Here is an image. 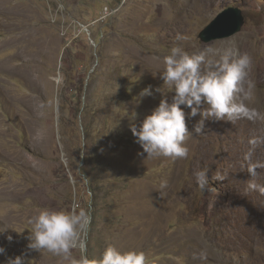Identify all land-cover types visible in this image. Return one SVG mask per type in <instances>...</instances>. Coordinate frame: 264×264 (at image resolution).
Segmentation results:
<instances>
[{"label":"rangeland","instance_id":"374dc122","mask_svg":"<svg viewBox=\"0 0 264 264\" xmlns=\"http://www.w3.org/2000/svg\"><path fill=\"white\" fill-rule=\"evenodd\" d=\"M237 14V33L199 39L203 30L226 31ZM174 46L189 55L212 48L209 61L225 48L247 53L249 107L264 116V0H0V228L8 227L0 264L17 256L88 264L109 246L143 251L146 264H264V194L246 192L251 177L242 169L264 119L210 118L196 134L201 117L185 108L192 134L183 159L146 158L130 130L171 101L161 73ZM149 86L153 95L141 98ZM252 160H264V147ZM203 168L202 190L194 173ZM83 170L101 181L96 189ZM74 208L90 223L66 255L27 250L32 218Z\"/></svg>","mask_w":264,"mask_h":264},{"label":"clouds","instance_id":"9594fccd","mask_svg":"<svg viewBox=\"0 0 264 264\" xmlns=\"http://www.w3.org/2000/svg\"><path fill=\"white\" fill-rule=\"evenodd\" d=\"M213 51L208 48L199 54L189 55L181 47L174 46L170 54L164 57L161 78L165 87L173 93L171 101L167 98L161 99L138 126L135 123L130 125L135 142L146 153V158L188 157L189 149L185 146V141L192 133L186 124L185 108L190 109L187 115L195 117L199 114L201 117L194 128L196 134L203 132L204 122L210 118L228 121L233 125L240 120L254 122L264 119L255 108L249 107L255 87L248 79L252 58L234 48H225L217 50L218 59L207 60V54ZM202 65L206 67L202 69ZM156 91L160 92L161 89L157 88ZM152 95L151 86L139 93L141 98ZM136 116L137 113H131V119L135 120ZM248 143L250 147L244 156L247 164L242 165V169L246 167L251 177L246 192L251 190L264 194V184L257 183L255 179L258 176L257 169H264V160H252L257 148L264 147V137L251 138ZM194 177L196 184L203 190L208 184L207 168L195 171ZM225 177L217 173L213 179L223 180ZM29 223L31 229L26 236L27 250L38 252L45 249L57 255H66L80 234L86 230L90 216L86 211H76L75 208L72 211L45 209ZM7 228H0V232ZM7 239L11 241L12 236L9 235ZM4 253L5 249L0 247V254ZM200 258L205 259L206 256L201 253ZM7 262L22 264V257L9 258ZM97 264H146V256L143 251H121L109 246Z\"/></svg>","mask_w":264,"mask_h":264},{"label":"water","instance_id":"95a60500","mask_svg":"<svg viewBox=\"0 0 264 264\" xmlns=\"http://www.w3.org/2000/svg\"><path fill=\"white\" fill-rule=\"evenodd\" d=\"M243 24V20L239 14L235 17L233 20V23L230 25V27L226 31H216V30H203L199 33L198 37L199 39L206 43L212 40L227 38L235 33H237Z\"/></svg>","mask_w":264,"mask_h":264},{"label":"trees","instance_id":"16d2710c","mask_svg":"<svg viewBox=\"0 0 264 264\" xmlns=\"http://www.w3.org/2000/svg\"><path fill=\"white\" fill-rule=\"evenodd\" d=\"M105 153H103V154H101V160H104V157H105ZM83 163H84V166H87V160H86V158H84V160H83ZM84 174H86L87 175V171L86 170H83L82 171ZM86 178H87V181L89 182V185L91 186V188H93V189H96V185H95V183H100L101 181H98V180H94V179H90V177L87 175L86 176ZM119 178H117V180H118ZM108 182H109V184L110 185H113V183L116 181V179L114 178V179H109V180H107ZM114 181V182H113ZM116 183H117V181H116ZM122 187V186H121ZM92 193V192H91ZM90 205H92V206H94V196H93V194H92V200H91V202H90ZM90 260H88V264H97V262H95V261H93L92 260V257H88Z\"/></svg>","mask_w":264,"mask_h":264},{"label":"bare ground","instance_id":"6f19581e","mask_svg":"<svg viewBox=\"0 0 264 264\" xmlns=\"http://www.w3.org/2000/svg\"><path fill=\"white\" fill-rule=\"evenodd\" d=\"M252 102V101H251ZM250 106V105H249ZM216 122H220V124L221 123H223V125H229V123H228V121H216ZM258 131H256V132H262V130L261 131H259L260 130V128L259 129H257ZM259 135V134H258ZM263 137H264V135H263Z\"/></svg>","mask_w":264,"mask_h":264}]
</instances>
